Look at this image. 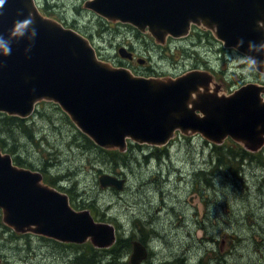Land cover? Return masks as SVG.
Segmentation results:
<instances>
[{"label": "water", "instance_id": "obj_1", "mask_svg": "<svg viewBox=\"0 0 264 264\" xmlns=\"http://www.w3.org/2000/svg\"><path fill=\"white\" fill-rule=\"evenodd\" d=\"M84 8L147 32L159 44L168 37L185 38L191 26L200 25L224 48L264 61V50L257 51L264 43V0H88ZM30 12L35 36L13 39L10 56L0 48V113L26 119L36 103L52 102L97 147L120 153L127 141L165 146L175 132L197 134L215 145L230 139L248 152L264 146V83L219 96L209 90L212 76L200 70L169 80L133 76L99 61L85 37L43 17L34 0H7L0 35L7 40L14 22ZM118 54L132 58L124 48ZM255 70L264 74V64ZM41 182L40 173L17 168L0 151V212L6 227L63 244L89 242L99 250L115 243L111 224L74 210L65 194ZM98 184L120 191L124 180L102 174ZM147 258L146 247L133 241L128 263L143 264Z\"/></svg>", "mask_w": 264, "mask_h": 264}, {"label": "rangeland", "instance_id": "obj_2", "mask_svg": "<svg viewBox=\"0 0 264 264\" xmlns=\"http://www.w3.org/2000/svg\"><path fill=\"white\" fill-rule=\"evenodd\" d=\"M86 1L35 3L43 17L90 35L98 60L133 76L169 80L200 70L212 76L209 90L219 96H229L246 84L264 83V74L241 63L244 56L208 39L200 25L192 26L184 39L167 38L159 44L147 33L136 36L134 28L102 20L84 8ZM120 48L132 58L120 57ZM29 118L26 125L32 138L15 129L0 137L14 147L11 158L24 164L15 166L40 173L47 165L46 177L58 181L51 188L68 195L72 208L88 210L97 222L111 224L124 240L146 238L149 254L144 264H264V171L260 167L244 164L239 182L229 172L215 170L214 155L210 156L200 136L178 133L166 146L167 155L157 160L147 150L152 146L134 149L127 166L116 174L99 162L96 152L86 153L74 134L79 130L75 126L73 130L54 108L44 106ZM102 174L123 179L122 189H101ZM65 247L0 228V264H75V250ZM130 252L116 264L128 263ZM98 264L115 261L104 255Z\"/></svg>", "mask_w": 264, "mask_h": 264}, {"label": "trees", "instance_id": "obj_3", "mask_svg": "<svg viewBox=\"0 0 264 264\" xmlns=\"http://www.w3.org/2000/svg\"><path fill=\"white\" fill-rule=\"evenodd\" d=\"M103 24H107L105 22L101 23ZM102 25H99L102 26ZM104 29H106V27L102 26ZM102 30V29H101ZM101 31H99L100 33ZM138 36L139 33H136ZM207 35L208 39H213L212 35L209 32L205 33ZM86 38L90 41L91 36H86ZM39 108L35 110V115L37 116L39 114V112L44 108V106H49L51 108H54L56 110V112L59 113V115L65 120V122H67L72 129L74 130L75 128L73 127L74 125H71L69 122V118L61 112V110L54 104L51 103H46V102H41L39 103ZM32 118L29 119H20L17 117H9L6 116L5 114H1L0 113V127L2 128L0 130V132H2L3 134L0 133V137L1 135H7L10 134L8 129H15L18 133H22L26 136V138H32V134L29 131V127H27V123L29 121H31ZM5 129V130H4ZM74 134H77L78 136H76L77 140L82 144L81 146L84 148V150H86L87 152H96L97 155L99 156V162L102 163L103 165H109L111 167L112 172L116 173V170L119 168L126 167L127 166V162L130 160V154L134 149H138L143 151L144 148L146 147L145 145H137V144H131L129 143L127 146V149L124 153H120L116 150H105V149H101L99 147H97L89 138H87L85 135H83L82 133H80L79 131H74ZM80 138V139H79ZM189 138V137H188ZM190 139V138H189ZM82 140V141H81ZM205 144L207 145V147L209 148V153L210 156L214 155L215 158V162H214V167L215 170L220 168L223 169L227 172H229V174L236 179L239 182H242V178H240V174L241 171L245 165H256L258 167H260V169H262L264 171V149H262L259 152L256 153H250L248 151H246L241 145H239L238 143H234L231 140H226L225 142H223L221 145H214V144H210L207 143L204 140ZM0 150L1 151H6L10 156L14 155L13 153H15L14 151V147L11 148L9 147L6 142L3 139H0ZM147 150H150V157H154L157 160L160 157H163L165 155H167V148L165 147H161V148H147ZM14 158V157H13ZM12 161L14 163V165L19 166V167H24L23 163L19 160V159H13ZM147 156H144V162L146 163L148 160H146ZM27 167V166H25ZM47 165H45L42 170L40 171V173L42 174L43 177V182L47 185H49L50 187H55L56 185L54 184V182H58L56 179L52 180L51 177H46L45 173L47 175H49L47 172ZM117 174V173H116ZM213 174V173H212ZM264 174V173H263ZM229 175V176H230ZM60 179L63 178V176L58 177ZM52 180V181H51ZM205 185L208 184L207 181H204ZM264 183V177L261 178V184ZM205 203H207L205 201ZM207 206V204H205ZM76 208H78L77 204H75ZM133 225H135V221H133ZM136 223L140 224V221L137 220ZM201 227L205 230V228L201 225ZM0 228L3 231H11V229H9L8 227H6L2 221H1V213H0ZM131 238L124 240L121 238L120 235L116 236V242L115 244L110 247L107 250H98L93 248L89 243H86L84 245H69L71 249H74L75 251V260L74 263L75 264H98L99 260L104 256V255H108L109 257H111V261L114 262L116 264V260L118 261L119 259H122L125 257V255L127 256V254L130 252V244H131ZM140 243L142 245H144L145 243H147L146 238H140ZM215 243V242H214ZM145 247H147L146 245H144ZM74 254V253H73ZM128 264V263H126Z\"/></svg>", "mask_w": 264, "mask_h": 264}, {"label": "clouds", "instance_id": "obj_4", "mask_svg": "<svg viewBox=\"0 0 264 264\" xmlns=\"http://www.w3.org/2000/svg\"><path fill=\"white\" fill-rule=\"evenodd\" d=\"M7 0H0V14H2V10L4 9V6L6 4ZM19 15H23V13H18ZM35 18L30 12L27 17H25L23 20H16L14 22V27L10 32V35L7 40L0 35V48L3 49L5 56L11 55V41L13 39L22 38L25 35H28L31 33L32 36H35L36 29L34 27ZM252 48H256V45H251ZM264 50V43L260 44L257 51ZM241 63H248L250 67L253 69L258 68L260 65L264 64V61H258L253 56H247L241 59ZM2 66V65H0Z\"/></svg>", "mask_w": 264, "mask_h": 264}, {"label": "flooded vegetation", "instance_id": "obj_5", "mask_svg": "<svg viewBox=\"0 0 264 264\" xmlns=\"http://www.w3.org/2000/svg\"><path fill=\"white\" fill-rule=\"evenodd\" d=\"M61 244V243H60ZM62 246H64L65 244H61ZM67 247H65V248H67V249H69V245H66Z\"/></svg>", "mask_w": 264, "mask_h": 264}, {"label": "bare ground", "instance_id": "obj_6", "mask_svg": "<svg viewBox=\"0 0 264 264\" xmlns=\"http://www.w3.org/2000/svg\"><path fill=\"white\" fill-rule=\"evenodd\" d=\"M146 250H147V254H149L147 247H146Z\"/></svg>", "mask_w": 264, "mask_h": 264}]
</instances>
